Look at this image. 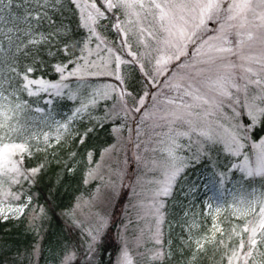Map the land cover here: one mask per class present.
<instances>
[{"label": "snow or ice", "instance_id": "1", "mask_svg": "<svg viewBox=\"0 0 264 264\" xmlns=\"http://www.w3.org/2000/svg\"><path fill=\"white\" fill-rule=\"evenodd\" d=\"M0 37V221H26L32 236L10 256L0 246V264H264V0H0ZM90 77L110 80L94 87ZM65 99L71 107L57 119L55 102ZM106 126L116 142L91 144ZM125 131L135 151L105 173ZM64 147L57 184L77 168L86 190L98 183L61 213L78 238L45 248L55 210L33 188ZM193 171L221 196L231 184V201L214 207L207 197L206 212L190 211L201 186ZM125 186L144 197L133 207L154 219L147 234L130 242L108 212L87 227L77 218L83 204L114 208ZM178 188L189 207L180 231L169 223L166 235Z\"/></svg>", "mask_w": 264, "mask_h": 264}, {"label": "trees", "instance_id": "2", "mask_svg": "<svg viewBox=\"0 0 264 264\" xmlns=\"http://www.w3.org/2000/svg\"><path fill=\"white\" fill-rule=\"evenodd\" d=\"M59 19V17H56ZM11 24L6 25V27H10ZM2 39V37H0ZM45 79H51L50 76H45ZM42 97L45 99V95L41 94ZM41 107H45L42 101L40 102ZM56 112H57V119H61L64 112H67L71 107V102L65 100H56L55 102ZM29 116L34 118L35 120L39 121L42 119L43 114L35 113L34 111L29 113ZM110 130V126H106L104 130H100L99 137L91 141V144L100 145L104 143V140L107 139L109 143L113 141V137L108 135V131ZM105 147L107 144L104 145ZM76 145H73L75 148ZM68 153L69 149L64 147L59 150L58 158L61 160V163H56L53 161L51 166L48 170L43 174L42 178L39 180L38 184L33 188V192L39 195L38 203L44 205L46 208L51 205V208L55 211H49L50 219L44 222L45 228V248L49 244L55 246L57 240L63 239H73V231L71 226L67 225L65 221H63L62 212L66 211L70 208L75 202L76 197L81 195H87V191H92L93 185L90 184L86 190L85 186L82 183V173L79 168L75 173H68L65 176V179L60 183L57 184L56 182V175L60 173L64 167L63 161L68 160ZM98 156L96 159L98 160ZM44 159V154H38L32 161L31 164L35 165L40 160ZM190 181H196L201 186L196 193V199L192 200V204L195 207L189 209L190 211L196 212H206L207 209L203 207V200L207 197H213V205L215 207L218 201H231L232 199V192L233 186L231 184L226 186V190L223 192V195L215 190L209 191L208 189L203 187V179H201L200 174L196 172H191L189 174ZM121 199L119 200L121 202ZM177 200L181 201L182 203H176L175 200H169L167 202V209H166V216H167V231L168 233V224L171 223L174 228L173 235L180 231L178 227H176V221H179L181 216L183 215V211L188 209L189 207V199L191 198H184L180 195L179 188L177 189ZM227 216V211H223L221 213V219ZM209 224L211 223V217H208ZM25 224L26 221L19 226L13 222H4L0 221V246L7 244L10 246L11 251L8 252L6 255L10 256L12 252L15 251L18 247H23L27 245L31 239V234H25ZM115 241V240H114ZM114 247L116 248L115 244ZM5 254L0 252V257H3ZM45 256H48V253H44ZM40 264H44V258H41Z\"/></svg>", "mask_w": 264, "mask_h": 264}, {"label": "rangeland", "instance_id": "3", "mask_svg": "<svg viewBox=\"0 0 264 264\" xmlns=\"http://www.w3.org/2000/svg\"><path fill=\"white\" fill-rule=\"evenodd\" d=\"M109 40L115 39L114 33H107ZM93 47L95 45L93 44ZM110 78L108 77H90L89 83L92 86H98L100 84H103L105 82H108ZM72 87H75V82H72ZM43 94V93H42ZM45 95V99H47V95ZM110 103V102H109ZM103 105V102H102ZM144 134L141 135L140 140H146L147 136L151 134V121H146L145 125L143 126ZM115 138L113 137V141L111 143H115ZM137 143V140L135 136L132 137L131 140H129V134L127 131L124 132L123 138L120 142V147L116 151H114L110 157L106 158L104 162V171L107 173L109 168H116L120 166L124 160L125 154L131 155L133 151H135V144ZM99 159V158H98ZM149 178L151 177V174H148ZM98 181L92 182L93 189L91 192H95V187ZM121 200V202L119 201ZM89 197L88 195H85V199L87 200ZM144 199V197L137 196L134 197L131 190L125 186L121 190L120 198L116 201L115 207L112 209L107 208L106 204L103 201H96L94 204H83L82 207L77 211V218L83 223L85 227L88 226L90 220L93 218L94 214L97 212H108L109 214H113L116 217V220L118 224H126L127 227V236L132 241V238L139 233L141 229L145 231V234H147V230L149 227L154 226V219L151 216H146L143 219L138 218V212L139 209L136 207H133V205H137L139 200ZM76 203V202H75ZM75 203L72 205L74 206ZM71 206V207H72ZM69 209V208H68ZM167 209V206H166ZM166 211V210H165ZM167 212V211H166ZM63 221L69 226H71L73 231V239L78 238L80 229L76 227L70 219L63 216ZM131 221V223H129ZM167 216H166V223L164 225V231L166 234L167 231ZM113 239L115 240V246L116 250H118L120 241L116 238V230L113 229ZM134 247V244H133Z\"/></svg>", "mask_w": 264, "mask_h": 264}]
</instances>
